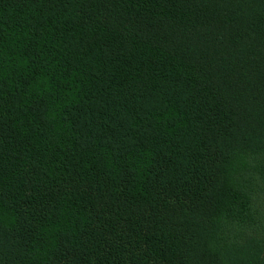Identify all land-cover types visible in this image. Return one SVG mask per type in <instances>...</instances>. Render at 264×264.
Returning a JSON list of instances; mask_svg holds the SVG:
<instances>
[{
  "label": "trees",
  "instance_id": "16d2710c",
  "mask_svg": "<svg viewBox=\"0 0 264 264\" xmlns=\"http://www.w3.org/2000/svg\"><path fill=\"white\" fill-rule=\"evenodd\" d=\"M0 264H264V0H0Z\"/></svg>",
  "mask_w": 264,
  "mask_h": 264
}]
</instances>
